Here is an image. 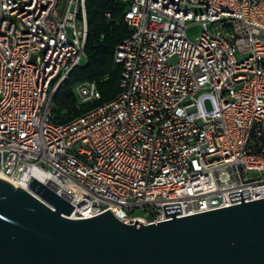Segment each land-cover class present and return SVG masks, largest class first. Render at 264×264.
I'll return each mask as SVG.
<instances>
[{
  "label": "built area",
  "instance_id": "2783aa9c",
  "mask_svg": "<svg viewBox=\"0 0 264 264\" xmlns=\"http://www.w3.org/2000/svg\"><path fill=\"white\" fill-rule=\"evenodd\" d=\"M124 21L119 93L60 124L51 101L87 61L86 0H0V178H36L71 219L126 225L264 199V0H131ZM77 95L102 98L95 82Z\"/></svg>",
  "mask_w": 264,
  "mask_h": 264
},
{
  "label": "water",
  "instance_id": "95a60500",
  "mask_svg": "<svg viewBox=\"0 0 264 264\" xmlns=\"http://www.w3.org/2000/svg\"><path fill=\"white\" fill-rule=\"evenodd\" d=\"M126 225L111 212L74 220L67 200L31 177L28 189L0 178V264H264V199Z\"/></svg>",
  "mask_w": 264,
  "mask_h": 264
},
{
  "label": "trees",
  "instance_id": "16d2710c",
  "mask_svg": "<svg viewBox=\"0 0 264 264\" xmlns=\"http://www.w3.org/2000/svg\"><path fill=\"white\" fill-rule=\"evenodd\" d=\"M130 1L126 4L122 0H86V65L75 68L57 90L54 107L51 105L54 122L65 124L112 100L119 93L120 69L113 62V54L117 44L130 35L124 21ZM114 75L118 76L116 85ZM84 82H95L102 98L87 103H82L78 95L75 98L74 89Z\"/></svg>",
  "mask_w": 264,
  "mask_h": 264
},
{
  "label": "rangeland",
  "instance_id": "374dc122",
  "mask_svg": "<svg viewBox=\"0 0 264 264\" xmlns=\"http://www.w3.org/2000/svg\"><path fill=\"white\" fill-rule=\"evenodd\" d=\"M122 1L127 4L130 0H122ZM201 31H202V29L199 26H193L188 30V36L190 37V39L194 40L195 38H197L201 34ZM85 65H86V63L83 64L82 66H85ZM113 78L115 79V80H113V82L116 85L118 76L114 75ZM115 89L116 88H114L112 91L114 92ZM74 94H75V98H77L76 97L77 96V87L74 89ZM56 95H57V93H55L52 97V102H51L52 107H54V100H55ZM136 215L146 216V213L143 211H138V212H136Z\"/></svg>",
  "mask_w": 264,
  "mask_h": 264
},
{
  "label": "bare ground",
  "instance_id": "6f19581e",
  "mask_svg": "<svg viewBox=\"0 0 264 264\" xmlns=\"http://www.w3.org/2000/svg\"><path fill=\"white\" fill-rule=\"evenodd\" d=\"M1 179L9 182L10 184H12L16 188L20 187V188L28 189V186H29L28 183H24L22 181H10V180H8L6 178H1Z\"/></svg>",
  "mask_w": 264,
  "mask_h": 264
},
{
  "label": "crops",
  "instance_id": "0c3cea01",
  "mask_svg": "<svg viewBox=\"0 0 264 264\" xmlns=\"http://www.w3.org/2000/svg\"><path fill=\"white\" fill-rule=\"evenodd\" d=\"M106 79H107V77H106Z\"/></svg>",
  "mask_w": 264,
  "mask_h": 264
}]
</instances>
